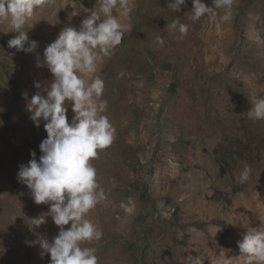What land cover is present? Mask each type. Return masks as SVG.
I'll list each match as a JSON object with an SVG mask.
<instances>
[{"label": "rangeland", "instance_id": "rangeland-1", "mask_svg": "<svg viewBox=\"0 0 264 264\" xmlns=\"http://www.w3.org/2000/svg\"><path fill=\"white\" fill-rule=\"evenodd\" d=\"M165 1L133 0L121 44L99 63L96 75L105 81L103 99L108 102L105 115L116 134L92 163L110 203L90 211L88 218L103 237L83 246L96 247L98 264H192L197 257L201 264H244L237 242L264 219V120L250 119V109L238 115L224 111L245 104L239 100L229 106L219 86L233 83L226 79L223 56L211 66L196 51L182 57L176 31L166 28L178 14ZM257 2L260 9L252 20L249 13ZM263 4L236 0L228 26L240 27L238 38L247 47L252 44L248 33L255 35L260 65L247 69V87L240 82L233 87L235 94L251 92L256 98H264ZM192 7L187 0L179 12ZM94 10L99 11L98 0H50L35 10L24 28L38 42L32 53L9 48L8 41L18 33L9 22L0 23V264H50V254L41 256L39 241L52 240L59 228L50 216L44 224H34L33 218L46 215L49 205L36 204L17 179L32 150L39 159L40 143L47 137L44 122L36 127L30 119L27 102L52 80L46 66H37L45 47L64 27L79 28ZM217 18L200 21L199 30L220 35L226 27ZM189 37L194 39V33ZM72 115L69 107V120ZM246 166L249 179L237 184ZM130 198L136 211L126 216L120 205Z\"/></svg>", "mask_w": 264, "mask_h": 264}, {"label": "clouds", "instance_id": "clouds-1", "mask_svg": "<svg viewBox=\"0 0 264 264\" xmlns=\"http://www.w3.org/2000/svg\"><path fill=\"white\" fill-rule=\"evenodd\" d=\"M50 0H0V23L9 22L17 32L8 41L9 48L32 53L38 42L30 40L24 30L34 11L46 6ZM133 0H98L99 11H91L79 28L64 27L57 38L43 52L37 66H46L52 74L51 83L44 91H37L27 102L30 119L36 127L43 121L47 137L40 143L41 155L35 150L27 164H21L17 174L19 182L28 187L36 204H47L46 215L33 218L36 226L50 216L58 234L52 239H41V256L50 254V264H98L96 247L83 246L99 242L102 229L88 218L98 205L107 206L108 193L100 184L98 171L92 161L100 151L108 148L115 139L116 129L105 115L107 100L103 99L105 81L98 75L102 57L109 56L121 44L130 16ZM187 0H168V8L179 12ZM236 0H192V19L213 16L223 11L222 20L230 22L234 17ZM170 32H188V26L178 20L167 24ZM162 45L163 40L157 37ZM41 88L39 81L35 82ZM251 109L247 112L253 120H264V98L251 97ZM69 107L73 113L69 120ZM245 167L236 177L237 184H244L250 176ZM126 216L136 211L129 199L121 204ZM258 226H250L243 239L238 241L244 264H264V219ZM70 227H65L69 225ZM31 243V242H29ZM192 264H201L197 257ZM224 264H229L225 260Z\"/></svg>", "mask_w": 264, "mask_h": 264}, {"label": "bare ground", "instance_id": "bare-ground-1", "mask_svg": "<svg viewBox=\"0 0 264 264\" xmlns=\"http://www.w3.org/2000/svg\"><path fill=\"white\" fill-rule=\"evenodd\" d=\"M204 2L206 4H208V5L212 4V0H204ZM147 4L151 5L149 3H147ZM256 5L257 6L255 8H253L252 13H249V18L252 19V20H255V17H254L253 14L260 9L259 3L256 4ZM153 6H158L159 7V4L158 3H154ZM162 6L164 7V5H160V7H162ZM263 6H264V4H263ZM234 9H236L235 5H234ZM141 10H142V8H141ZM164 12H166V11H164ZM150 13L153 14V12L151 10L149 11V14ZM169 14H170V12H169ZM177 14H178V16L173 14V15L176 16L175 17L176 18L175 21L178 20L180 23L185 24V25L188 26V32H187L186 35H182L181 33H179L178 30L176 31L177 38H178L177 43H178V48H179V52H180L179 54H181L182 57H183V56H186V55H190L191 53L196 51V52H198L200 57H204L205 58V60H203V61L206 63V65H210V66H211L212 63L217 61L218 60L217 58H219V55H221L224 58V64H225V70H226L225 74H226V77H227L226 79L232 81L233 83H236V85H239V82H240L245 87H247V84L249 83L248 81L250 79L249 75L248 76L245 75L247 69L254 70V69H257V67H259V65H260L259 64V60L257 58L258 53L260 51V48H258L257 44L255 43V35L252 32L248 33V40L250 42H252V44L250 46L248 45V47H247L246 44H245L246 41L243 42L242 40H240L238 38L237 34L240 31L239 30L240 27H238L236 29L235 28L231 29V28H228V26H230V23L229 22H224L225 23L224 26L226 27V30L221 32L220 30L222 28H220V30H219L220 35L216 36V34L213 31V29H211L209 31L205 30V32H206V35H205V32L202 33V30H199V28H198L199 25L198 24L200 23V21H204V20L209 19V16L206 15V16L201 17L199 20H193L191 18L192 17V13L190 11L184 12L182 14L180 12H177ZM222 14H223V11L222 10H218L215 15L218 17L217 19L221 20L222 19L221 18ZM161 17H162V20H163L165 18V15H164V18H163V16H161ZM144 18H146V17H143V19ZM124 20H126V19H124ZM168 20L170 21L171 19L168 18ZM221 27H223V26H221ZM193 33L195 35V38L191 39V37H189V36L192 35ZM202 45L206 46V47L204 46L206 48V51H207V53H205L206 54L205 56H202L203 55L202 53L204 52L203 51L204 49L203 50L201 49ZM197 50H199V51H197ZM209 51L212 52V55L209 54L210 53ZM243 75H245V77H243ZM223 77L224 76H222V78ZM253 77H254L255 80L257 79V75L256 76L253 75ZM245 79H246V81H245ZM220 81H221V79H220ZM233 83H230L229 81L226 82V83L223 82L219 86L222 88V90L225 92L226 96L228 97L229 106L231 105L230 103L232 101H239V100H243L245 106L242 107V108H237V107L233 108L232 105H231L230 107H224L225 109L227 108V110H224V111L228 115H238V114H241V113L242 114H246V111H247L246 109H251V107H252L250 98L251 97H255L257 95H255L254 93L252 94L251 92H249L250 94H248L247 92L242 93L240 95L239 94H235ZM248 86H250V85H248ZM1 219L2 218H0V221H1Z\"/></svg>", "mask_w": 264, "mask_h": 264}]
</instances>
